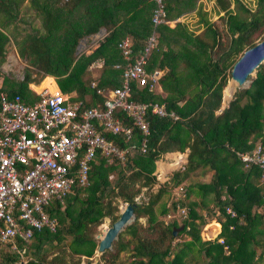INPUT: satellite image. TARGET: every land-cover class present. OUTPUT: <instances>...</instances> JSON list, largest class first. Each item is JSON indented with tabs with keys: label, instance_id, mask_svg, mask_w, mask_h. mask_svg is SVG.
<instances>
[{
	"label": "trees",
	"instance_id": "16d2710c",
	"mask_svg": "<svg viewBox=\"0 0 264 264\" xmlns=\"http://www.w3.org/2000/svg\"><path fill=\"white\" fill-rule=\"evenodd\" d=\"M24 1L0 0L4 14L0 65L10 41L28 64L21 79L1 75L0 91L32 102L37 95L30 84L39 85L47 77L56 91L74 92V98L85 106L100 104L96 89L119 86L126 65L118 41L128 36L134 57L154 33L156 45L147 58L146 71L163 70L158 80L162 93L132 82L130 96L137 101L163 102L178 119L147 112V150L126 154L124 162L108 163L97 152L90 164L89 185L74 182L61 200L53 199L45 207L56 221L54 230H33L28 242L16 237L18 251L0 243V264H80L81 259L88 260L97 245L92 234L104 217L111 222L117 218L119 200L134 204V219L118 233L114 251L104 250L97 264H120V252L128 256V264H188L196 259L200 263L191 264H264V183L259 168H245L236 154L257 145L264 151V63L256 67L247 87L234 91L227 106L216 113L229 80L228 70L264 29V0H255L253 9L241 0H213L215 12H222L218 17L221 28L208 18L201 0H162L167 20L194 11L201 27L198 33L180 21L172 27L166 23L154 26L153 0H27L40 25L18 37L16 28L8 26ZM101 28L105 34L97 45L87 53H76L79 40ZM96 62L101 63L95 68L97 74L89 78ZM115 116L131 127L132 138L125 141L121 134L103 132L105 138L120 148L141 138L131 118L121 111ZM185 149L184 167L173 171L167 182L158 183L155 161L167 152ZM182 155L170 154L174 159ZM192 172L199 176L210 172L209 180H188L185 195L178 201L186 207V217L165 223L163 217L176 209L175 202L162 200L163 195ZM155 183L156 190L145 201L134 200L142 188ZM226 207L236 215L226 214ZM140 217L145 218L143 224ZM213 224L215 232L206 235V226ZM48 249V255L41 254Z\"/></svg>",
	"mask_w": 264,
	"mask_h": 264
},
{
	"label": "built area",
	"instance_id": "2783aa9c",
	"mask_svg": "<svg viewBox=\"0 0 264 264\" xmlns=\"http://www.w3.org/2000/svg\"><path fill=\"white\" fill-rule=\"evenodd\" d=\"M151 22L166 23L170 27L180 21L179 16L167 20L162 0H153ZM182 22V21H180ZM99 35V34H98ZM101 39V37H99ZM156 45V35L151 33L142 50L132 57V41L128 36L117 43L126 65L122 69L120 85L114 88H97L102 102L85 106L76 100L74 92L62 93L54 88L30 84L37 99L24 101L20 95L7 96L0 91V243L18 248L15 238L28 242L33 230H54L56 221L45 210L53 199L61 200L74 182L89 185L90 164L96 153L108 163L124 162L128 153H145L148 135L145 114L178 119L173 110H167L163 102H144L131 98V84L146 86L155 92L162 69L146 71L147 58ZM80 47V46H79ZM96 62L93 66H100ZM94 86V82H91ZM117 111L131 118L141 132V138L120 148L104 137L103 132L121 134L125 141L132 138V129L115 116ZM245 168L256 165L260 170V182L264 183V151L257 145L248 152H237ZM186 158L179 161L184 167ZM182 185L172 188L169 200L175 202L174 213L168 212L164 222L176 217H186V207L178 201L184 197ZM140 195L134 200L139 201ZM264 198V194H263ZM230 217L236 215L225 208ZM188 229V227H186ZM171 241V245L177 242ZM222 242V239H219Z\"/></svg>",
	"mask_w": 264,
	"mask_h": 264
},
{
	"label": "rangeland",
	"instance_id": "374dc122",
	"mask_svg": "<svg viewBox=\"0 0 264 264\" xmlns=\"http://www.w3.org/2000/svg\"><path fill=\"white\" fill-rule=\"evenodd\" d=\"M242 3H244L246 6L250 7V8H254L255 7V0H241ZM201 3L203 5V8L204 10L206 11L207 15H208V18L212 21V22H215L219 28L222 27L223 24H221V21L218 19V17L222 14V12H219V13H216L215 12V4H214V1L213 0H201ZM230 8L233 7V3L231 2L230 5H229ZM4 15L2 12H0V20L3 18ZM183 17L180 18V21L182 22H185L186 25L188 26L189 29L191 30H194L195 33H198L201 31V27L198 26V23H197V15L195 14V12H190V13H185L183 15H181ZM40 25V21H39V17L34 13V10L29 7V3L27 0H25L19 7V12H18V15L16 16V19L14 20V23L10 24V26L8 27L9 29H11L12 27L13 28H16V32L18 33V37L22 35V33L25 31H29L32 27H39ZM105 34V31L102 32L101 34H91V35H88L87 37H83L79 40V50L78 52L79 53H82V52H89L91 49H93L98 41L100 40L99 37H103V35ZM264 38V29L261 30L259 33L256 34V37H255V43L256 42H259L260 40H262ZM7 52L14 56V61H11V59L8 58V61L6 62L7 63V71H8V75L9 76H12L13 78L15 77V79H21L22 76H23V73H24V68H26V66H28L26 60L24 58H21L19 55L17 56L16 53V48L14 47V45L12 44V42L10 41L9 44H7L6 46V55H7ZM16 52V53H15ZM18 54V53H17ZM5 60V58H4ZM264 63V60L263 62ZM97 68L96 66H93L91 67V70L89 71V78H92L93 76H95L97 73H96V69ZM230 71V69L228 70V72ZM255 72H256V69L253 70L247 77V79L249 80L251 77H254L255 76ZM1 75L4 74V72H0ZM96 73V74H95ZM38 78V76H36ZM44 79V78H43ZM42 79V80H43ZM229 79V80H228ZM230 74H228L227 76V80H228V84L229 86L230 83ZM50 81V79H48ZM226 85V84H225ZM225 87V86H224ZM223 87V88H224ZM238 88L236 87L234 91H236ZM155 92L157 93H162V89L161 87L159 86L158 84V88L155 89ZM222 93H223V89H222ZM234 93V92H233ZM233 93L231 94L230 98L225 102V103H222V97H221V103H220V108H224L227 106L228 104V101L232 98V95ZM223 95V94H222ZM216 113H218V111H216ZM184 153V152H183ZM161 161H160V160ZM158 160L156 161H160L163 163V167H164V173L159 171L156 167H155V170H154V174L156 176V181L158 183H162V182H167L171 176V173L177 169H179L180 165L178 163L177 166L175 167H171V168H168V163L171 161V157L169 155H161V157L159 158ZM165 161V162H164ZM174 160H172L171 162H173ZM158 168H159V165H158ZM209 176H210V172L209 173H206L204 175H198L196 172H192V173H189L188 174V177L186 179H184L183 181L179 182L178 184H176L174 188H176L177 186L179 185H182L183 188H186L187 186V183H188V180H194V181H208L209 179ZM158 183H155L154 185H152L151 188H142L141 189V192L139 193V195L141 196V199L140 201H145L147 199V196L148 194L154 192L158 186ZM169 198H170V192L169 193H166L163 195L162 197V200L164 201H168L169 202ZM121 204H124L122 203L120 200L118 201V210L116 212L117 216L119 214V206ZM170 213H173V212H170ZM144 220L145 218L143 217H140L138 218V221L143 224L144 223ZM133 221V220H132ZM131 221V222H132ZM111 220L109 217H104L102 222L96 227L95 229V232L92 234V238L94 239L95 243L97 244L98 240L96 238V235L100 232H102V230L104 229L103 228V224L105 225V227L107 228L108 226H110L111 224ZM208 225V224H207ZM207 227V230H205V234L210 236V234H212V232L214 233L215 232V227H214V224L213 226H206ZM124 229V228H123ZM122 229V230H123ZM217 229V228H216ZM121 230V231H122ZM120 231V232H121ZM116 239H114L112 241V244L114 243ZM113 246V245H112ZM111 246V248L109 250L111 251H114V248ZM4 250H6V246H3L2 247ZM43 248V247H42ZM41 248V249H42ZM50 249L48 250H44L42 252L41 250V254L42 253H46L47 255L51 252L49 251ZM99 256H100V253H98L96 251V247H95V250H94V254L93 256L91 257V262L92 264H97V262L100 261L99 259ZM119 260H120V264H128V261H129V258L128 256L124 253V252H120L119 253ZM96 258V260L94 259ZM87 260L86 259H81L80 261V264H83L85 263ZM193 262H196V263H200V262H197V259L196 261L194 260H191L188 264H191ZM100 263V262H99Z\"/></svg>",
	"mask_w": 264,
	"mask_h": 264
},
{
	"label": "water",
	"instance_id": "95a60500",
	"mask_svg": "<svg viewBox=\"0 0 264 264\" xmlns=\"http://www.w3.org/2000/svg\"><path fill=\"white\" fill-rule=\"evenodd\" d=\"M104 32L103 29H99L97 34H101ZM79 43L76 46V53H78ZM264 60V38L259 42H256L249 48H246L240 56L233 62L229 74L230 78L236 82L237 88H245L247 87L249 80L247 79L248 75L256 69V67L261 64ZM227 85V82H226ZM225 85V87H226ZM223 108L217 110L218 113ZM133 206L134 204L124 203L119 207V214L117 218L104 230V234L102 232L96 235V238L102 237L98 240L96 245V251L98 253H102L106 249H110L112 246V241L117 238L118 233L131 221L134 219L133 214ZM96 260V258H94ZM83 264H92L91 258H89Z\"/></svg>",
	"mask_w": 264,
	"mask_h": 264
},
{
	"label": "crops",
	"instance_id": "0c3cea01",
	"mask_svg": "<svg viewBox=\"0 0 264 264\" xmlns=\"http://www.w3.org/2000/svg\"><path fill=\"white\" fill-rule=\"evenodd\" d=\"M10 26V25H9ZM8 26V27H9ZM101 29H103V28H101ZM104 30V29H103ZM16 53V52H15ZM16 55L18 56V54L16 53ZM14 56H12V55H10L8 52H7V55L5 54V60L1 63V65H0V72H4L6 75H8V71H7V61H8V58L9 59H11V61H14V58H13ZM96 67H98V66H96ZM12 77V76H11ZM15 78V77H14ZM0 81H1V73H0ZM39 85H42V86H47V87H49V88H53V86L51 85V82L48 80V78L46 77V78H44L41 82H40V84ZM172 153H177V154H183L180 158H178V159H174V158H172L171 156H170V154H172ZM186 154H187V149H185V151H184V153L182 152V153H180V152H178V151H175V152H167V153H165V155H169L172 159H170L171 161L172 160H174V165L173 164H168V168H171V167H175V166H177L178 165V163H179V161H182V160H184V156H185V158H186ZM164 155V154H163ZM160 160V159H159ZM161 161V160H160ZM160 161H155V167L158 169V165H159V162ZM171 161L169 162V163H171ZM163 162V161H162ZM165 162V161H164ZM173 165V166H172ZM209 180V179H208Z\"/></svg>",
	"mask_w": 264,
	"mask_h": 264
},
{
	"label": "bare ground",
	"instance_id": "6f19581e",
	"mask_svg": "<svg viewBox=\"0 0 264 264\" xmlns=\"http://www.w3.org/2000/svg\"><path fill=\"white\" fill-rule=\"evenodd\" d=\"M230 85L227 82L226 87L223 88V95H222V103H225L231 96V94L234 92L235 88H236V82L233 79H230L229 81ZM164 165H161V172L164 171ZM165 172V171H164ZM163 172V173H164ZM120 210H122V208H120Z\"/></svg>",
	"mask_w": 264,
	"mask_h": 264
}]
</instances>
